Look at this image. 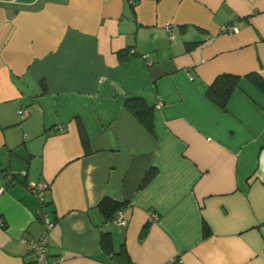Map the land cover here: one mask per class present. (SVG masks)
<instances>
[{
	"label": "crops",
	"instance_id": "crops-1",
	"mask_svg": "<svg viewBox=\"0 0 264 264\" xmlns=\"http://www.w3.org/2000/svg\"><path fill=\"white\" fill-rule=\"evenodd\" d=\"M0 190V264H33L44 214L58 264H264V0H0Z\"/></svg>",
	"mask_w": 264,
	"mask_h": 264
},
{
	"label": "trees",
	"instance_id": "trees-1",
	"mask_svg": "<svg viewBox=\"0 0 264 264\" xmlns=\"http://www.w3.org/2000/svg\"><path fill=\"white\" fill-rule=\"evenodd\" d=\"M159 1V0H157ZM127 53V52H126ZM121 58H124L126 55L124 53L120 54ZM255 83L262 86L261 81L258 76H250ZM240 77L232 74H222L219 75L211 86L208 89L207 96L208 98L217 104L221 108H225L227 103L229 102L231 96L234 91L238 87ZM125 108L137 119V121L143 125L147 131L150 133L153 132V124H154V109L150 108L146 102L141 98L129 99L125 103ZM83 144L85 149L89 150V140L83 134ZM158 175V170L156 168H151L147 174L145 175L141 188L146 187L150 184L155 177ZM127 203L115 201L110 198L103 199L99 205L98 209L102 213L105 223L115 220L118 214L126 207ZM145 229V228H144ZM205 233H207L208 229L204 228ZM101 243L104 249L116 255H123L127 258L128 261L129 255L125 249V245L121 247L119 252H115L114 250V241L113 234L111 232H102L101 235Z\"/></svg>",
	"mask_w": 264,
	"mask_h": 264
},
{
	"label": "built area",
	"instance_id": "built-area-1",
	"mask_svg": "<svg viewBox=\"0 0 264 264\" xmlns=\"http://www.w3.org/2000/svg\"><path fill=\"white\" fill-rule=\"evenodd\" d=\"M224 32H232L234 31L233 27H225ZM21 115L23 117H27L28 111L22 110ZM23 175H26V172H23ZM11 178V177H10ZM12 179V178H11ZM48 189V185L41 182V183H35L30 186V190L33 192L35 196L38 197L39 201L44 205L45 204V198L44 193ZM3 190H0V194H2ZM44 221V234L40 236L37 239H33L31 241L23 240V243L27 245L29 251L34 255V262L33 264H58L59 260H55L53 262H50L49 260V252H48V232L53 228L54 222L48 218V215L44 214L43 217ZM152 219H157L155 215H152ZM116 222L120 226H125L126 221L123 218L122 214L119 213L116 217ZM172 264V263H171Z\"/></svg>",
	"mask_w": 264,
	"mask_h": 264
}]
</instances>
